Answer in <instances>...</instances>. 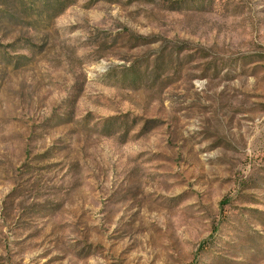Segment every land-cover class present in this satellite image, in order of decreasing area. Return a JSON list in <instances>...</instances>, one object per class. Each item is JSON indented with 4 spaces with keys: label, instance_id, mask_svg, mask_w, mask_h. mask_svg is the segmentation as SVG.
Masks as SVG:
<instances>
[{
    "label": "rangeland",
    "instance_id": "rangeland-1",
    "mask_svg": "<svg viewBox=\"0 0 264 264\" xmlns=\"http://www.w3.org/2000/svg\"><path fill=\"white\" fill-rule=\"evenodd\" d=\"M0 264H264V0L0 21Z\"/></svg>",
    "mask_w": 264,
    "mask_h": 264
},
{
    "label": "trees",
    "instance_id": "trees-1",
    "mask_svg": "<svg viewBox=\"0 0 264 264\" xmlns=\"http://www.w3.org/2000/svg\"><path fill=\"white\" fill-rule=\"evenodd\" d=\"M75 0H0V5L11 10L14 15L9 20L0 15V21L13 23L16 18L30 21L34 26L48 23L62 14Z\"/></svg>",
    "mask_w": 264,
    "mask_h": 264
}]
</instances>
